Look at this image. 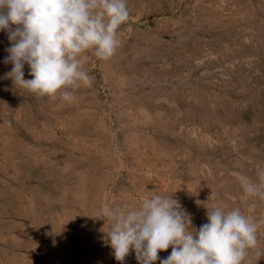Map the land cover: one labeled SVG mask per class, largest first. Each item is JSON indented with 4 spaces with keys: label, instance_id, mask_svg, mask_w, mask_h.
<instances>
[{
    "label": "rangeland",
    "instance_id": "374dc122",
    "mask_svg": "<svg viewBox=\"0 0 264 264\" xmlns=\"http://www.w3.org/2000/svg\"><path fill=\"white\" fill-rule=\"evenodd\" d=\"M128 6L121 47L89 53L94 82L73 104L15 88L0 31V264H121L102 208L154 190L197 230L217 206L264 220L242 188L264 169V0ZM123 264H138L134 251Z\"/></svg>",
    "mask_w": 264,
    "mask_h": 264
},
{
    "label": "clouds",
    "instance_id": "9594fccd",
    "mask_svg": "<svg viewBox=\"0 0 264 264\" xmlns=\"http://www.w3.org/2000/svg\"><path fill=\"white\" fill-rule=\"evenodd\" d=\"M129 17L128 0H0V31L11 42L6 78L36 96L76 103L77 91L94 82L85 67L89 53L104 61L114 57ZM25 65L31 79H25ZM257 177H242V188L264 200V169ZM150 193L136 207L102 208L106 241L121 264L132 251L138 264H255L264 255L258 235L264 220L217 206L207 209L208 222L197 230L174 195Z\"/></svg>",
    "mask_w": 264,
    "mask_h": 264
},
{
    "label": "bare ground",
    "instance_id": "6f19581e",
    "mask_svg": "<svg viewBox=\"0 0 264 264\" xmlns=\"http://www.w3.org/2000/svg\"><path fill=\"white\" fill-rule=\"evenodd\" d=\"M264 226V225H263ZM261 232V231H260Z\"/></svg>",
    "mask_w": 264,
    "mask_h": 264
}]
</instances>
